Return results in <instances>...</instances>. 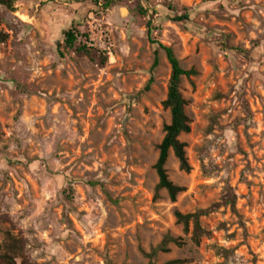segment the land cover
Segmentation results:
<instances>
[{"label": "rangeland", "instance_id": "1", "mask_svg": "<svg viewBox=\"0 0 264 264\" xmlns=\"http://www.w3.org/2000/svg\"><path fill=\"white\" fill-rule=\"evenodd\" d=\"M107 1L0 7V254L12 236L29 264H149L170 236L156 264H264V0ZM160 46L197 72L180 88L191 172L172 151L166 166L176 203L157 191ZM205 210L197 243L176 214Z\"/></svg>", "mask_w": 264, "mask_h": 264}, {"label": "trees", "instance_id": "2", "mask_svg": "<svg viewBox=\"0 0 264 264\" xmlns=\"http://www.w3.org/2000/svg\"><path fill=\"white\" fill-rule=\"evenodd\" d=\"M16 2L17 0H0V7H3L6 11L14 13L16 12ZM114 4V0H108L106 8H110ZM182 19H188V15L184 18H178L177 21H182ZM66 45L68 47H73L77 41L76 33L69 31L65 34ZM7 40V35L0 33V43H4ZM154 44H157L153 41ZM167 55L168 61L172 67V75L169 85V91L166 101L164 102V107L171 112V123L165 127V137L160 145V156L158 162L155 166L159 178V185L157 186V191L160 192L165 190L168 193L170 200L176 203L178 197L184 192V189L180 186L175 185L169 178L166 166L169 159V153L172 151L179 161L180 169L186 173L191 172V166L188 161L186 153V145L180 141V136L183 134H189L191 132V121L186 114L187 101L183 98L180 91L181 84L184 78H190L197 74L195 70L186 71L179 59L177 58L174 50L172 48L160 46ZM87 49V48H85ZM159 61L156 59L155 66L158 65ZM237 197L231 191L224 197L222 205L226 207H231L233 212L237 214ZM209 213L208 210L197 212L196 214L184 215L180 212L176 214V218L179 224H182L187 231L190 223H195L194 241L197 243L201 235L205 232L201 227L200 219ZM171 243H176V240L170 236L166 237L161 245L145 256L149 259V264H156V259L159 253H167L168 246ZM219 255L227 258L231 255V251L225 250L223 248L218 249ZM26 254V243L22 239H17L15 237L9 236L5 245L3 252L0 254V264H29Z\"/></svg>", "mask_w": 264, "mask_h": 264}]
</instances>
